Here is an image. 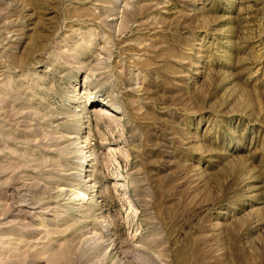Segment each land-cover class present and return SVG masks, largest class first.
<instances>
[{"label":"rangeland","instance_id":"1","mask_svg":"<svg viewBox=\"0 0 264 264\" xmlns=\"http://www.w3.org/2000/svg\"><path fill=\"white\" fill-rule=\"evenodd\" d=\"M0 264H264V0H0Z\"/></svg>","mask_w":264,"mask_h":264},{"label":"bare ground","instance_id":"2","mask_svg":"<svg viewBox=\"0 0 264 264\" xmlns=\"http://www.w3.org/2000/svg\"><path fill=\"white\" fill-rule=\"evenodd\" d=\"M119 111V109L118 108H116L115 110H113V111H109L108 113H117ZM73 197V196H72Z\"/></svg>","mask_w":264,"mask_h":264}]
</instances>
